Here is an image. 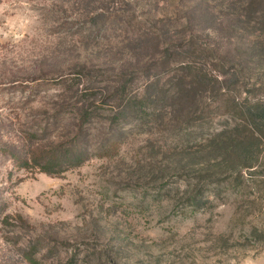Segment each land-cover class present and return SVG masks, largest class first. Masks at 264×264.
Instances as JSON below:
<instances>
[{"label":"rangeland","instance_id":"obj_1","mask_svg":"<svg viewBox=\"0 0 264 264\" xmlns=\"http://www.w3.org/2000/svg\"><path fill=\"white\" fill-rule=\"evenodd\" d=\"M9 2L32 25L0 43V264L264 247V0Z\"/></svg>","mask_w":264,"mask_h":264},{"label":"clouds","instance_id":"obj_2","mask_svg":"<svg viewBox=\"0 0 264 264\" xmlns=\"http://www.w3.org/2000/svg\"><path fill=\"white\" fill-rule=\"evenodd\" d=\"M6 5H10L9 0H0V17L4 18L0 23V43L17 44L28 33L32 20L27 15L10 12ZM234 258L237 264H264V247L248 249Z\"/></svg>","mask_w":264,"mask_h":264},{"label":"trees","instance_id":"obj_3","mask_svg":"<svg viewBox=\"0 0 264 264\" xmlns=\"http://www.w3.org/2000/svg\"><path fill=\"white\" fill-rule=\"evenodd\" d=\"M80 106L79 107L77 106V108L81 109V114H82L83 120H85L86 118H87V120H89L90 110L89 109L85 110L84 107H80ZM88 122L89 121H87V123ZM70 163L71 162H69V164ZM63 165H64L63 161H61L60 158H57L55 156H52L50 158H46V155L39 156V158H37V160L35 161L36 168H39V169H41V171L47 172V173L61 172Z\"/></svg>","mask_w":264,"mask_h":264}]
</instances>
